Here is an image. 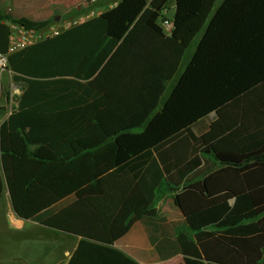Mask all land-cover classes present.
<instances>
[{"label":"trees","instance_id":"16d2710c","mask_svg":"<svg viewBox=\"0 0 264 264\" xmlns=\"http://www.w3.org/2000/svg\"><path fill=\"white\" fill-rule=\"evenodd\" d=\"M172 1L169 33L171 0H115L13 53L6 20L48 21L0 14V54L21 85L0 123V196L35 222L87 203L115 242L159 221L155 201L175 191L182 220L170 247L155 244L162 258L264 264V0H222L212 15L217 0ZM66 264L140 263L80 238Z\"/></svg>","mask_w":264,"mask_h":264},{"label":"crops","instance_id":"0c3cea01","mask_svg":"<svg viewBox=\"0 0 264 264\" xmlns=\"http://www.w3.org/2000/svg\"><path fill=\"white\" fill-rule=\"evenodd\" d=\"M9 1H14V4H8V0H0V14L6 15L10 19L46 20L48 21L46 25H48L57 24L61 19L72 16L69 15L72 9L78 7L85 0ZM115 4L116 2H113L110 7ZM8 9L10 10L8 11ZM168 10L166 15L171 20L173 14L169 16ZM9 21L11 20H6V23L9 24ZM214 116L215 114L211 113L208 117L198 121L193 127L194 132L199 134L204 131ZM202 125L203 128L198 131V126ZM175 193V191H167L155 201L159 221L154 223L135 221L128 232L115 242L109 238L94 210L87 203H78L79 207L77 208L73 206L75 199H69L45 220L37 222L49 228L47 240L55 246V258L47 263L46 255H40L38 256L42 258L40 264H66L80 238L119 248L140 264H183L184 260L181 254H171L167 258H162L155 248V244H161V242L166 243V247L171 246L175 230L179 227L177 224L182 220L181 211L173 203L172 198ZM10 218L14 226H23L24 220L16 217L13 212L10 213ZM40 237L46 238V233L43 232ZM0 260L2 264H8L3 257Z\"/></svg>","mask_w":264,"mask_h":264},{"label":"rangeland","instance_id":"374dc122","mask_svg":"<svg viewBox=\"0 0 264 264\" xmlns=\"http://www.w3.org/2000/svg\"><path fill=\"white\" fill-rule=\"evenodd\" d=\"M114 1L100 0L95 6L101 12L105 8L110 7V4ZM221 1L217 0L211 15ZM12 3L14 4V1L8 0V4L11 5ZM174 7V1L171 0L168 10L169 16L174 13ZM199 37L200 34L196 36L193 44L187 50L176 75L167 84L166 92L170 91L177 76L188 62ZM5 66L6 64L2 68L0 66V107L2 108L0 110V123L8 116L11 110L16 108L18 96L21 92V85L14 81L12 71L8 70ZM200 128L202 129L203 125L198 126V131ZM10 213L12 214V210L8 193L5 190L0 196V258L3 257L4 261H7L8 264H40L42 258L38 256L45 254L47 263H50L49 261L55 258V246L47 240L49 228L42 223L32 220H24L23 226H14ZM43 232L46 233V238L40 237ZM0 264H2L1 260Z\"/></svg>","mask_w":264,"mask_h":264},{"label":"built area","instance_id":"2783aa9c","mask_svg":"<svg viewBox=\"0 0 264 264\" xmlns=\"http://www.w3.org/2000/svg\"><path fill=\"white\" fill-rule=\"evenodd\" d=\"M97 0H85L78 7V11L67 18L61 19L57 24H48L41 28L27 27L20 23L9 21L10 34L7 47V53H13L22 50L30 45H33L44 39L56 36L61 32L82 24L89 19L97 16L100 12L96 8ZM10 9H8L9 11ZM162 25L167 33L170 32L172 22L169 19H164ZM7 54H0L1 68L6 64Z\"/></svg>","mask_w":264,"mask_h":264},{"label":"bare ground","instance_id":"6f19581e","mask_svg":"<svg viewBox=\"0 0 264 264\" xmlns=\"http://www.w3.org/2000/svg\"><path fill=\"white\" fill-rule=\"evenodd\" d=\"M16 219V218H15Z\"/></svg>","mask_w":264,"mask_h":264}]
</instances>
